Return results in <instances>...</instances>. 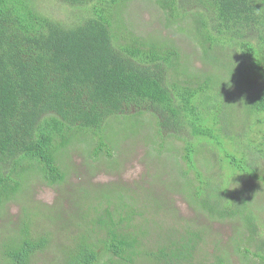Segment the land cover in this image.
<instances>
[{"label": "trees", "instance_id": "obj_1", "mask_svg": "<svg viewBox=\"0 0 264 264\" xmlns=\"http://www.w3.org/2000/svg\"><path fill=\"white\" fill-rule=\"evenodd\" d=\"M37 1L0 0V213L14 201L24 213L21 227L0 246V264H31L56 245L48 220L64 242L71 241L59 264H137L143 252L152 264H186L209 242L213 219L226 218L241 221L231 237L235 252L246 264H264L258 219L264 207L256 210L245 195L264 193V0H55L77 11L71 23L43 13ZM143 1L164 12L163 27L204 46L211 72L192 74L174 43L154 33L141 36L129 25L133 4ZM180 20L186 26L178 27ZM126 114L155 119L160 154L172 155L171 142L165 146L169 136L191 131L185 168L175 158L174 190L196 207L201 223H193L199 226H186L187 234L171 239V246L140 248L147 207L134 201L132 190L90 196L83 188L91 200L86 209L45 213L44 232L32 234L39 221L29 222L30 205H36L28 182L64 185L72 144L92 146L96 156L108 158L106 128ZM195 146L211 151L203 169ZM148 196L150 204L158 201ZM221 253L201 264H228Z\"/></svg>", "mask_w": 264, "mask_h": 264}, {"label": "rangeland", "instance_id": "obj_2", "mask_svg": "<svg viewBox=\"0 0 264 264\" xmlns=\"http://www.w3.org/2000/svg\"><path fill=\"white\" fill-rule=\"evenodd\" d=\"M35 4L43 13L56 20L64 23L75 21L77 11L59 4L55 0H38ZM133 10L136 16H130L129 25L139 35L146 36L148 32L154 33L174 43L181 50L183 65L192 74L197 71L209 73L213 70V67H210L212 65L205 58L204 46L195 37H189L190 34H180L174 29L169 30L165 26L163 27L165 14L155 2L135 3ZM178 22V27H183L185 24L184 20ZM237 112L240 115L246 114L242 108ZM155 122V119L148 114L140 116L126 114L114 117L104 133L110 150L108 158L106 155L96 156L92 146L84 143L72 144L65 154L69 166V176L64 185L51 187L39 178L28 182V198L36 205L35 207L30 205V210L32 209L30 213L34 216H30L29 222L39 221L37 227L32 226L31 233L44 232L41 222L44 223L42 216L45 213H51L54 216L55 212H58L59 215L67 216L71 211L76 210L77 206L85 207L86 204L89 206L91 200L88 197L89 200L84 198L86 195L82 190L83 188L88 191L90 196H101L106 194L105 192L111 194L120 187L125 192L132 190L134 201H137L140 206L145 205L147 207L145 220L142 223L146 227L147 233L141 239L143 244L140 248H144L145 245L148 248L157 247L161 243H164L165 246H171V239L174 237L178 239L187 234L186 226L192 224L193 221L201 223L199 215H196V207L189 203V199L184 193L178 189L174 190L177 177L175 169L178 168L176 160L182 165V168H185L186 162L183 155L186 141H194V136L190 130L186 132L181 130L178 133L180 138L169 136L165 146L171 142L172 155H168L165 150H163V154H160L162 151L160 138L158 136L155 138V128L152 127L155 126ZM196 149V159L202 162L201 168L203 169L205 165L208 166L210 163L211 151H204L197 147ZM212 160H216V158ZM212 170L214 171L215 168L212 167ZM149 192L158 199L155 204L149 203L147 199ZM245 195H247L248 200L251 199L256 210H261L264 207V193L259 192L258 189L247 190ZM162 204H164L163 207ZM111 207L114 208V206ZM21 208V202L14 201L6 206L5 211L0 213V246L9 240L11 232H15L19 226L21 227L20 221L24 216ZM128 210H132V208ZM203 218L204 223H206L207 219ZM258 219L263 222L260 237L264 239V211ZM213 220L214 222L210 224L212 233L206 238L209 242L204 245L202 242L200 247H197L194 257L184 263L201 264L205 259L213 261V254H219L224 250L228 257V264H246L242 255L235 252L236 248L231 241V237L238 234L237 226L241 224V221L238 222L231 218L220 221ZM4 222H7L8 225L2 228ZM46 222L48 224L46 228L50 235L56 239V245L53 243L48 249L37 254L31 264H59L64 247L71 242H64L65 235L58 230L57 225H52L53 222L49 220ZM193 224L195 227L199 226L198 223ZM131 227L136 229L135 225ZM138 228L140 230L141 227L138 226ZM103 236L105 237V234ZM144 255V252L141 253L137 257L138 262L136 263L152 264V260Z\"/></svg>", "mask_w": 264, "mask_h": 264}]
</instances>
